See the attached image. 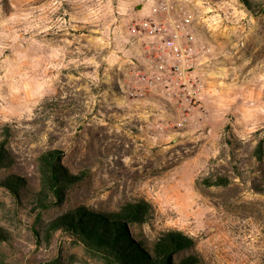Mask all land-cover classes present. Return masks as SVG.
<instances>
[{
  "label": "rangeland",
  "instance_id": "1",
  "mask_svg": "<svg viewBox=\"0 0 264 264\" xmlns=\"http://www.w3.org/2000/svg\"><path fill=\"white\" fill-rule=\"evenodd\" d=\"M147 1L157 2L0 0V136L8 123L15 158L0 178L37 186V156L56 148L84 177L42 211L44 222L78 205L115 210L144 198L153 212L137 229L192 236L197 264H264V156L253 153L264 141V0H250L252 10L192 0L193 30L209 51L200 102L186 111L127 94L144 66L133 22ZM218 176L226 184L206 183ZM30 207L0 186L10 233L0 264H102L60 231L39 241Z\"/></svg>",
  "mask_w": 264,
  "mask_h": 264
},
{
  "label": "trees",
  "instance_id": "2",
  "mask_svg": "<svg viewBox=\"0 0 264 264\" xmlns=\"http://www.w3.org/2000/svg\"><path fill=\"white\" fill-rule=\"evenodd\" d=\"M252 10L250 0H241ZM9 124L3 126L0 136V170L15 162L9 142ZM263 139H258L253 153L258 161L264 156ZM62 152L56 148L43 150L36 160L38 184L33 186L19 174H7L0 178V186L6 189L19 205H30L34 215V232L38 240L49 241L60 231L85 251L98 258L102 264H197L199 256L188 252L195 239L176 229H160L149 237L137 228L149 219L153 212L151 203L144 198L127 201L115 210H95L85 205L66 209L44 222L42 211L63 203L68 189L84 177L65 166ZM209 185L226 184L223 177L205 178ZM264 190V189H263ZM9 231L0 225V242L8 241ZM183 252H188L183 254Z\"/></svg>",
  "mask_w": 264,
  "mask_h": 264
},
{
  "label": "built area",
  "instance_id": "3",
  "mask_svg": "<svg viewBox=\"0 0 264 264\" xmlns=\"http://www.w3.org/2000/svg\"><path fill=\"white\" fill-rule=\"evenodd\" d=\"M184 1L157 0L151 13L133 22L144 38L145 59L127 89L129 97L161 95L183 111L199 104L204 87L199 66L209 48L197 40Z\"/></svg>",
  "mask_w": 264,
  "mask_h": 264
},
{
  "label": "crops",
  "instance_id": "4",
  "mask_svg": "<svg viewBox=\"0 0 264 264\" xmlns=\"http://www.w3.org/2000/svg\"><path fill=\"white\" fill-rule=\"evenodd\" d=\"M154 3L155 2H152V1L142 2V3L138 4L140 6V8H137L138 9L137 11L140 12V13H142V14H144V15H147V14H149V13H151L153 11L154 6H155ZM184 4H185L186 8L188 9L190 15H192L191 14L192 13V8H193V2H192V0L184 1ZM138 5H136V7ZM194 24L192 25V28L193 29L195 28L194 27ZM194 33H195V31H194Z\"/></svg>",
  "mask_w": 264,
  "mask_h": 264
},
{
  "label": "water",
  "instance_id": "5",
  "mask_svg": "<svg viewBox=\"0 0 264 264\" xmlns=\"http://www.w3.org/2000/svg\"><path fill=\"white\" fill-rule=\"evenodd\" d=\"M137 8H140V6L138 5Z\"/></svg>",
  "mask_w": 264,
  "mask_h": 264
}]
</instances>
